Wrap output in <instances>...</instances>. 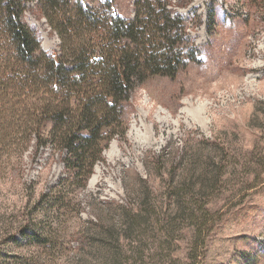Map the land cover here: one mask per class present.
I'll use <instances>...</instances> for the list:
<instances>
[{"label": "rangeland", "instance_id": "obj_1", "mask_svg": "<svg viewBox=\"0 0 264 264\" xmlns=\"http://www.w3.org/2000/svg\"><path fill=\"white\" fill-rule=\"evenodd\" d=\"M183 1L202 61L136 88L84 188L54 144H0V264H264V0ZM25 20L58 50L44 17Z\"/></svg>", "mask_w": 264, "mask_h": 264}, {"label": "trees", "instance_id": "obj_2", "mask_svg": "<svg viewBox=\"0 0 264 264\" xmlns=\"http://www.w3.org/2000/svg\"><path fill=\"white\" fill-rule=\"evenodd\" d=\"M128 1L0 0V144L33 138L54 144L66 154L63 181H80L82 188L103 142L123 129L125 103L136 88L202 61L196 31L203 17L196 7L183 0ZM27 11L47 20L60 39L57 51L43 49ZM208 20L211 30L214 11ZM44 196L47 207L63 205L50 192ZM194 197L201 234L208 201ZM23 235L39 238L34 229Z\"/></svg>", "mask_w": 264, "mask_h": 264}]
</instances>
